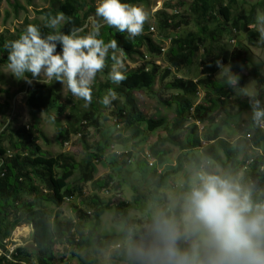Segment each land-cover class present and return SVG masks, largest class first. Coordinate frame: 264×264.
Returning <instances> with one entry per match:
<instances>
[{"label": "trees", "instance_id": "trees-1", "mask_svg": "<svg viewBox=\"0 0 264 264\" xmlns=\"http://www.w3.org/2000/svg\"><path fill=\"white\" fill-rule=\"evenodd\" d=\"M122 3L138 5L143 0H121ZM264 0L258 6L263 8ZM236 0H191L188 8L190 19L178 20L173 15L169 16L165 12L158 13V24L160 29H170L172 35L168 50L164 54L169 68H177L182 65L191 63V57L197 52L199 47L207 44L208 39L211 42L218 43V39L222 34L227 33V27L231 22L238 25V31L247 34L254 41L264 44L259 34L252 29L254 26L253 7L249 13H232ZM169 4H165V8H170ZM241 12V11H240ZM58 13H63L66 17L71 18V23L63 22L58 30L67 33L71 28L81 29L87 20L95 16V7L89 6L84 0H51L49 10L40 11L39 15L46 18L54 17ZM177 20V21H176ZM192 20L198 33L195 35L188 34L185 38L180 39L178 30L181 26H187ZM101 25V24H100ZM212 28L206 33H202V29ZM149 29L144 28L143 33L135 38H129L126 32H118L114 28H110L103 24L100 26V38L107 43L109 40L115 39L118 48L124 50V57H132L137 55L141 48H145L153 58L162 56L160 47H158L151 39ZM86 29L80 34H86ZM21 33V32H20ZM6 36L0 34V61L7 63V51L4 48L6 41L17 39L20 35ZM42 33V32H41ZM49 32H47L48 34ZM206 33V34H205ZM43 34V33H42ZM46 33L44 35H47ZM60 51L58 46L57 52ZM232 62L237 66L240 58L245 52L243 50H235ZM140 58L145 60L144 55ZM111 58H107L106 67L111 62ZM213 60L203 63L202 78L198 80H184L182 78L175 79L173 88L180 92L181 97L175 103V119L171 123H167L164 119L155 120L151 116H142L134 103L122 108L114 106V116L123 126V130L131 132V139L135 140L143 135V132L152 134L156 131H162L164 137L158 138L152 144L147 154L141 161H136L135 170L140 177L141 183H147V178L151 173L160 175L158 183L167 181L171 176L182 171L185 161L195 164V169L200 167L202 161L195 159V153L202 148L203 159H210L213 162V169L218 168L220 171L228 173L237 178L242 170L246 167L247 161H241L244 154L245 136H249V144L253 150L260 151L261 154L250 160L251 164L247 166L249 172L246 174L243 185L249 190L254 186H264V172H259V168L264 166V133L259 131L251 118L242 121L236 126L241 136L235 143H229L221 139V133L224 126H227L231 118L230 113L220 106V102L232 97V89L224 88L216 83L211 77L210 66ZM159 67L146 64L131 71L126 75V79L119 85H116V93L120 98L126 101L133 100L132 92L137 90L151 91L156 85L157 80H163L170 74L169 70H164L159 76ZM257 80L261 83L262 77L255 71ZM165 88H172L167 85ZM205 90L204 98L201 105H195L198 97L199 89ZM105 89H113L110 84L98 85L99 93ZM114 90V89H113ZM25 92L24 103L29 113L32 115L46 113L55 104L60 103V97L57 89L51 84H33L29 87L22 86L14 94ZM71 95V93H70ZM67 101L65 105H70ZM170 105L169 102L166 103ZM67 105V106H68ZM63 107V108H61ZM59 113L65 106L61 105ZM10 109L8 102L3 107L0 106V112ZM248 109L252 111V106L244 105L239 107V112ZM222 115V116H221ZM221 116V117H220ZM217 117L218 121H217ZM80 120L86 123V127L98 129V119L102 118V114L94 107L93 101L88 105V110L78 116ZM193 118L194 123L188 128L183 142H178L175 138L185 129V125ZM207 123L210 130L203 137L199 135L197 124ZM115 128L118 124L115 123ZM79 127V126H78ZM74 124L70 126L74 134L81 132ZM97 139L91 145L85 146L86 160L84 163H76L71 157L66 155L50 156L41 151L36 141L47 139L36 124L28 128H21L12 131L7 125L0 131V245L3 247L5 240L11 237V233L18 227H30L31 241L34 249L23 247L16 248L12 255V261H8L4 257H0V264H31L28 260L31 255L36 256V264H52L53 249L57 243L68 246L72 251V257L83 261L78 255L77 250L80 247L91 249L92 253L97 255L99 252L107 248L111 242V238L100 236L97 230L99 220L104 213L100 208L99 199L92 197L91 202L95 211L90 217L89 214L79 210V222H62L59 220L52 221L45 210L44 206L51 205L59 210L65 201L72 200L75 196L81 194L86 186H91L95 190L106 189L111 182L117 179L116 187L126 184L124 178V170H127L131 163L132 154L130 152L119 154V161L111 160L109 152L114 143L111 139L102 137L98 134ZM69 133H61V141L68 140ZM7 138L8 145L3 147V139ZM206 145L202 147V142ZM165 145H170L178 150L175 158V166H167L166 153L161 151ZM190 157V158H189ZM203 160V161H204ZM105 162L111 164L112 174H108L106 179L94 180L96 163ZM152 162L151 167L149 163ZM164 170L161 175L160 169ZM158 172V173H157ZM75 173L79 176L73 185L68 182ZM116 173V176L113 174ZM187 179V178H186ZM187 187V184H186ZM186 187L184 190H186ZM110 188V187H109ZM45 191V194L42 193ZM133 202L137 207L145 204L146 198L138 191L133 189ZM254 202H264V188L260 193L252 195ZM145 207V206H144ZM130 207L126 203H118L115 212L116 215L127 220ZM138 209V208H137ZM150 219L154 214L150 209L146 212ZM178 214V209H177ZM129 229L126 228L122 233L123 237L127 236ZM119 253H123L122 259L126 257L121 245H116ZM115 246V247H116ZM120 260V261H121ZM92 264H97L92 261Z\"/></svg>", "mask_w": 264, "mask_h": 264}, {"label": "rangeland", "instance_id": "rangeland-1", "mask_svg": "<svg viewBox=\"0 0 264 264\" xmlns=\"http://www.w3.org/2000/svg\"><path fill=\"white\" fill-rule=\"evenodd\" d=\"M51 0H0V34H4L8 37L16 36L22 32L27 25H37L43 34L54 31L47 27V20L43 15H39L40 11L49 10ZM87 5L95 7L97 0H84ZM228 0H225V3ZM262 0H236V4L233 6L232 13L247 14L255 7V18L259 13H264L263 8L258 6ZM191 0H143L142 3L136 5L143 8L148 13V20L146 21L144 28L149 29L151 39L160 48H164L165 51L169 47V39L174 32L170 29H160L158 22V13L165 12L167 15H173L176 19L182 20L184 18L190 19L188 8ZM165 4H169L170 8H165ZM241 11V12H240ZM96 16L90 17L86 22V31H89L93 26V21L97 20ZM177 21V20H176ZM63 23V22H62ZM61 23V24H62ZM103 25V22H100ZM60 26V25H59ZM58 26V28H59ZM208 29H202V33ZM227 33L222 34L218 39V43L211 42L209 39L207 44L199 47L198 52L191 57V63L182 65L177 68H170V74L163 82L157 80L156 85L151 91L137 90L132 92L133 100L126 101L124 98L118 97L109 106H104L100 101L103 96L107 94L108 89H105L99 93L98 85L110 84L114 90L116 86L108 79V73L111 70L113 61H111L107 68L98 73L96 79L92 83V101L94 107L102 114V118L98 119V129L93 127H86L83 120H80L78 116L88 110V106L85 107V102L82 99H78L70 95V92L58 82L53 81L51 86L57 89L60 97V103L65 106L62 112L59 113L61 107L60 104H56L46 113H40L32 115L24 104V93L21 92L13 96V94L22 86L28 87L38 83L35 79L28 74V79L31 83H26L24 80H18L8 73L7 63L0 61V106L3 107L5 102H8L10 109L0 112V131L9 125L12 131H16L21 128H28L33 124H36L40 131L45 135L47 142L42 140L36 141V144L40 146L41 151L44 154L50 156L66 155L71 157L76 163H84L86 160L85 146L91 145L98 134L101 133L102 137L109 138L113 141L114 147L110 150L109 157L111 160L119 161V154L130 152L132 154L131 163L127 170H124V178L126 184H122L121 187H116L117 179L111 182L110 188H104L95 190L93 187L86 186L83 192L75 196L70 201H65L59 210H56L51 205L44 206L50 219L52 221L59 220L62 222H75L78 223L79 210L86 212L92 216L95 211L92 197L99 199L100 208L104 210L103 215L99 220L97 230L100 236L111 238V242L107 248L99 252L97 255L92 253L91 249L80 247L77 250L78 255L81 256L82 262L72 257V251L68 246L57 243L53 249L52 264H92V261L97 264H129L127 254L122 259V254L115 249L116 245H121L123 252L126 253V240L129 234H133L134 240H139L140 233L143 231V225L150 222L146 212L150 209L153 213L157 211L167 210L170 205V197L174 194L178 195L184 191L186 182L191 172L195 170V164L191 161H185L182 171L176 175L171 176L167 181L158 183L160 177L153 173L147 178V183H141L140 177L135 170L136 161H141L147 154L149 147L155 143V141L164 137L162 131H156L152 134H147L144 130L143 135L135 140L131 139V132L123 130V126L116 120L112 113L114 112V106L122 108L134 103L138 112L144 116H151L153 119H164L167 123L173 122L175 119V103L177 99L181 97L180 92L173 88L175 79L184 80H198L202 78L203 63H213L210 66L211 77L224 88L232 89V97L221 101L220 106L230 113L233 117L229 121L227 126H224L221 133V139L235 143L241 136L239 135L236 126L242 121L251 118L253 119L252 111L245 109L239 112V107L249 105L254 108L255 102L259 101V107L264 109V44L259 41H254L247 34L238 31V25L235 22H231L227 27ZM151 29L153 32H151ZM254 31H257L255 24L252 27ZM58 30V29H57ZM198 33V29L190 20L187 26H181L178 30V37L183 39L186 35H195ZM205 33V34H206ZM259 34V33H258ZM264 43V41H262ZM235 50H243L245 54L239 60L237 66L232 62ZM140 55H144L147 59L140 58ZM124 63V69L122 71L127 74L142 65L151 64L159 67L158 75L161 76L163 71L169 68L168 62L164 55L160 57H152L148 54L145 48H141L137 55L132 57H122ZM219 60L226 66H230L233 73L239 75L238 83L234 86H230L226 82V77L219 75L220 69L216 67L215 62ZM255 71L262 77L260 83L255 76ZM167 85H171L172 88H165ZM205 90L200 88L198 97L195 101V105H201L204 98ZM67 101H70V105H65ZM169 102L170 105L166 103ZM61 107V108H60ZM222 116V115H221ZM220 116V117H221ZM217 117V121H218ZM115 123L118 127L115 128ZM194 123L193 118L185 125V129L175 138L178 142H183L186 132L190 125ZM74 124L81 130V132L74 134L71 131L70 126ZM199 129V135L204 140V136L210 130V126L207 123L197 124ZM68 132V140L61 141V133ZM7 138L4 137L2 146L7 147ZM206 145V142H202V147ZM161 151L166 153L165 159H167V166H175V158L178 155V150L170 145H165L161 148ZM202 148L195 153V159L202 161L203 163ZM244 154L241 161L252 160L261 154L260 151L253 150L250 147L248 140L245 138L244 142ZM190 158V157H189ZM95 174L94 180L106 179L108 174H112L111 164L105 162L96 163L94 165ZM248 168V167H247ZM245 168L238 175L237 179L243 185L245 183V176L249 170ZM217 168H214L215 170ZM220 170V169H219ZM161 175L164 174L163 168L159 170ZM158 173V172H157ZM79 173H75L72 179L69 180L68 185H73L77 180ZM116 176V173L113 174ZM187 178V179H186ZM264 186H254L249 189L251 195L260 193V190ZM133 189H138L140 193L146 198L145 204H141L140 208L135 206L133 202L134 193ZM45 194V191H42ZM118 203H126L130 209L128 211L127 220H123L116 215L115 208ZM145 206V207H144ZM128 228L129 233L123 237L122 233ZM6 249L9 251L13 246L24 247L26 245H32L31 241V228L21 226L16 228L8 240H5ZM1 246V245H0ZM121 260V261H120ZM31 264H36V256L31 255L28 260Z\"/></svg>", "mask_w": 264, "mask_h": 264}, {"label": "clouds", "instance_id": "clouds-1", "mask_svg": "<svg viewBox=\"0 0 264 264\" xmlns=\"http://www.w3.org/2000/svg\"><path fill=\"white\" fill-rule=\"evenodd\" d=\"M95 16L86 34L75 27L67 33L57 30L62 22L71 23L63 13L48 17L47 27L54 31L47 35L37 25H27L17 39L4 44L8 73L26 83H31L28 74L45 85L58 82L87 107L92 83L109 56L113 64L108 79L116 85L126 79L124 50L115 39L106 43L100 38V22L135 38L148 20L143 8L121 0H97ZM255 27L264 41V13L256 16ZM215 64L230 86L238 83L239 75L230 66L219 60ZM117 98L116 91L108 89L100 102L107 107ZM253 119H264L259 101ZM186 183V190L170 197L167 210L155 212L143 225L139 240L129 234V264H264V202H254L237 178L213 170L210 159L193 170Z\"/></svg>", "mask_w": 264, "mask_h": 264}, {"label": "built area", "instance_id": "built-area-1", "mask_svg": "<svg viewBox=\"0 0 264 264\" xmlns=\"http://www.w3.org/2000/svg\"><path fill=\"white\" fill-rule=\"evenodd\" d=\"M151 32H153L152 29H151ZM170 40H171V39H169V41H168L169 43H170ZM160 52H161L162 55H164V54L166 53V51H165L164 48H160ZM146 59H147V58L145 57V60H146ZM167 70L170 71V69H167ZM197 95H198V94H197ZM254 123H255L257 129H258L259 131H261L262 133H264V119H261L260 121H255V120H254ZM84 124H85V122H84ZM245 138H246L247 140H249V136H248V135H246ZM250 164H251V161L247 162L245 168H247V166H249ZM151 165H152V162L149 163V166H150V167H151ZM245 168H244V169H245ZM259 172H260V173H261V172H264V166H262V167L259 168ZM3 245H5V246H3V247L0 246V257H4V258L7 260V262H8V261H12V255L14 254L16 248H18V247L13 246V247L8 251V250L6 249V243H5V241H4ZM115 248H118V246H116Z\"/></svg>", "mask_w": 264, "mask_h": 264}, {"label": "water", "instance_id": "water-1", "mask_svg": "<svg viewBox=\"0 0 264 264\" xmlns=\"http://www.w3.org/2000/svg\"><path fill=\"white\" fill-rule=\"evenodd\" d=\"M86 27V24L80 29L81 31H83ZM26 248H29V249H34L35 250V247L33 245H26L25 246Z\"/></svg>", "mask_w": 264, "mask_h": 264}, {"label": "crops", "instance_id": "crops-1", "mask_svg": "<svg viewBox=\"0 0 264 264\" xmlns=\"http://www.w3.org/2000/svg\"><path fill=\"white\" fill-rule=\"evenodd\" d=\"M25 87L27 88L28 86L27 85H25ZM24 94H25V92H23ZM25 104V103H24ZM31 232H32V230H31Z\"/></svg>", "mask_w": 264, "mask_h": 264}]
</instances>
